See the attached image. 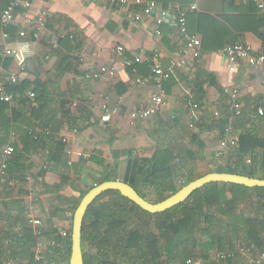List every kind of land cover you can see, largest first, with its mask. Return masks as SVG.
Returning <instances> with one entry per match:
<instances>
[{
    "label": "crops",
    "instance_id": "obj_1",
    "mask_svg": "<svg viewBox=\"0 0 264 264\" xmlns=\"http://www.w3.org/2000/svg\"><path fill=\"white\" fill-rule=\"evenodd\" d=\"M13 1L16 0H0V34L1 14ZM146 1L156 2L159 10H169L172 19L160 27L156 23L157 13L136 21L133 15L142 10L133 0L129 7L112 5L107 0H33L29 12L32 23L24 22L19 16L15 24L6 29L9 37L0 36V68L6 74L18 75L21 83L30 85V90L38 87V92L44 96L46 112L44 117L35 120L32 110L39 107L35 100L21 102L23 100L16 99L11 104L18 119L12 125L9 145L23 157L27 171L8 174L3 183L0 243L7 244L3 237L7 230L20 231L21 225H15L12 218L18 216L23 207L26 208L25 224L27 218L39 219L45 231L48 221H52L60 233L64 235L71 231L72 235L76 211L73 208L81 203L82 192L99 185L96 183L107 172L114 173L116 181L126 182L135 171L147 167L160 137L156 132L161 127L159 121L170 122L171 115L180 118V126L189 127L192 132H198V125L210 128L201 134L209 146L200 159L183 155V170L194 168L196 174V164L199 166L201 160L212 158L222 140V131L214 124L215 114L230 117L224 138L234 134L238 121L233 116L228 96L212 85L205 74H214L223 90L239 89L247 116L254 114L255 107L262 104L264 68L243 64L236 73H231L224 54L227 45L243 42L254 48L255 55H264L263 41L258 35L264 33V24L258 26L260 20L264 22V14L254 4L249 0ZM193 6L197 8L195 11L191 9ZM179 11L187 12L189 31L203 41L202 57L182 69L173 65L180 59L184 47L183 36L174 22ZM200 14L228 20L221 27L205 23L204 31L211 37L212 45H205L199 32ZM39 16H44L45 28L36 37L39 26L36 18ZM21 32L26 36L21 37ZM53 40L59 42L57 49L52 47ZM121 46L125 48V58L140 57L143 62L130 69H119L118 76L110 81L86 78L88 72L114 64L119 59L116 50ZM6 50L17 55L4 57ZM155 64L169 74L163 83L165 106L160 115L131 124L129 113L147 107L158 93L153 76ZM139 79L145 80L144 83H138ZM197 84L202 86L205 98L194 109L188 96L193 95ZM103 104L120 110L110 124L101 122ZM179 130L173 128L167 145L179 136ZM51 134L56 136L55 141ZM32 136L40 138L37 143L32 144ZM189 140L190 135L182 143L187 145ZM56 142L65 148L67 167L64 162L62 165L49 162L51 152L44 146L55 147ZM3 149L0 147V167ZM225 153L215 164L208 166L206 173L197 175V179L211 173H227L231 167L228 151ZM249 160L247 165L251 164ZM62 174L71 177L69 182L59 191L52 190L61 186ZM182 183L179 182L180 186ZM232 197L228 191V200ZM15 201L21 207L12 205ZM261 205L254 193L250 200L238 203L235 210H230V203L225 204V210L230 211L216 215L212 224L202 216L200 225L192 231L191 238L198 241L192 252H188L190 256L183 253L179 256L175 252V256L164 255L159 264H253L261 251L254 245H247L243 222L249 217L261 218L264 214ZM32 228L38 234V228ZM216 237L221 242H215ZM53 244L55 240L44 238L37 246L36 256L39 258ZM243 248L250 251L242 252ZM69 262L70 259L62 260V264Z\"/></svg>",
    "mask_w": 264,
    "mask_h": 264
},
{
    "label": "trees",
    "instance_id": "obj_2",
    "mask_svg": "<svg viewBox=\"0 0 264 264\" xmlns=\"http://www.w3.org/2000/svg\"><path fill=\"white\" fill-rule=\"evenodd\" d=\"M194 1L191 0V3ZM226 21L228 20L224 18L200 14L199 32L203 35L205 45L213 43L211 37L204 31L205 23L211 22L214 26L221 27L222 23ZM263 24L264 22L260 20L258 26ZM258 35L264 45V33H258ZM205 75L212 85L226 95L225 90L219 88L214 74L207 73ZM38 90V87L30 90V85L25 82L7 86V91L15 95L14 100L21 99L23 100L21 102L31 100L26 97L29 91L35 93V101L39 105L38 108L32 110V117L35 120L44 117L46 113L44 96ZM204 95L202 86L197 84L195 92L188 96V100L199 105L204 100ZM261 105L258 104L254 114L250 116L245 113L235 116L233 113V116L239 121L235 125L234 132L238 138V145L228 151L231 168L226 171L227 173L264 179V115L261 116L257 113ZM17 119L16 109L9 103L0 102V147L9 145L12 125ZM169 120L170 122H165L162 119L159 121L161 127L157 128L156 132L160 137L156 140V149L148 160L147 167L135 171L125 182L143 198L154 203L166 200L182 187L197 179L194 168L185 170L186 172L183 170L181 165L183 155L186 154L191 159H200V155L209 146L201 138V134L210 128L198 125V132H192L189 127L180 126L181 120L175 114L171 115ZM229 123V116H220L214 121L217 128L222 131V140ZM174 127L180 129L179 136L171 139L167 145L166 141L173 134ZM188 135H190V140L185 145L182 142ZM39 139V137L32 136L30 140H32V144H35ZM51 139L55 141L56 136L51 134ZM44 147L49 148L51 152L49 162L58 165H62L64 162L66 163L65 167L68 166L67 160L64 158L65 148L62 144L56 142L55 147L48 144ZM248 159L251 160L250 165L246 164ZM101 163L103 164V161ZM25 171H27V167L23 162V157L18 154L15 148V154L8 163L7 173L18 175ZM113 174L111 172L103 174L101 181L96 185L106 181H116L115 175L113 178L110 177ZM70 178L68 175L62 174L61 186L52 188V190L59 191L69 182ZM179 182H183L181 186ZM94 186L83 191L82 197ZM144 190L147 191L144 192ZM228 191L233 195L231 200L227 198ZM153 193L157 196L156 200L149 198V194ZM254 193L264 209V188L252 189L240 185L211 183L194 192L181 205L163 213L150 214L123 197L119 192H106L90 206L85 217L83 243H88L91 247L89 253H84L85 264H159L164 255L175 256V252L178 255L183 253L185 256H190L188 252H192L198 241L191 238L192 231L195 232L197 226L200 225L202 216L209 224H212L216 215L237 209L238 203L250 200ZM228 203L231 204V207L226 211L224 205ZM12 205L21 207L20 203L16 201ZM77 207L73 208L74 211ZM25 212L26 208L23 207L18 216L12 218L15 225L16 223L21 225L20 231L7 230L4 233L3 237L7 244L0 243V264H62L64 259L69 261L72 247L71 231L64 236L54 227L52 221H48L46 224L48 229L44 231L42 223L38 227L37 234L29 224V218L26 219V224L24 223ZM58 212L62 211L58 210ZM243 226L246 229L247 245H254L259 251H264V214L261 218L244 219ZM201 232L203 233L204 229ZM44 238L55 240V244L50 245L38 258L36 249ZM214 239L215 242H221L218 237ZM161 241L163 243L160 244Z\"/></svg>",
    "mask_w": 264,
    "mask_h": 264
},
{
    "label": "built area",
    "instance_id": "obj_3",
    "mask_svg": "<svg viewBox=\"0 0 264 264\" xmlns=\"http://www.w3.org/2000/svg\"><path fill=\"white\" fill-rule=\"evenodd\" d=\"M112 5H119L122 7H129L131 5L130 0H107ZM250 3H253L257 6L258 10L264 14V0H249ZM133 3L141 7V13L134 14L133 18L136 21H140L143 16L152 17L156 15V23L160 27L168 20L172 19L173 15L169 10H159L158 4L154 1L146 0H133ZM33 0H16L13 1L1 14V23H2V32L0 36L4 39L9 37V34L6 32V29L11 27L17 21V18L21 16L23 21L30 24L32 19L29 16V12L32 8ZM195 11L197 8L193 6L191 8ZM174 22L177 25L179 33L183 36L184 47L181 52L180 59L175 62L173 65L176 68L182 69L187 67L191 62L199 59L203 55L202 49V40L197 34H193L189 31L188 26V14L185 11H179L178 17L175 18ZM36 23L39 25L37 32L35 34L38 37V34L45 28L44 16H39L36 18ZM157 34L160 35V31L157 30ZM21 37H25L26 33L21 32ZM53 49L59 47L58 40H53L52 42ZM119 59L111 65H105L100 67L95 71H90L86 74V78L93 81H110L115 79L118 76L119 69H129L135 64H140L143 60L140 57H136L133 60L125 58V48L118 47L116 50ZM224 54L227 60V66L231 73H236L243 64H248L257 68H264V55H255L254 48L247 43L237 42L229 44L224 49ZM17 55L16 52L11 50H6L4 57H11ZM153 76L155 84L158 88V93L155 94L151 100L150 104L138 110L131 111L129 113V121L131 124H135L138 121L149 120L153 117L160 115L165 106V89L163 88V83L168 79L169 74H167L158 64L153 66ZM145 80L139 79L138 83L143 84ZM21 82V79L18 75L15 74H6L0 68V102L12 104L15 99L13 93L7 91L8 85H17ZM225 94L228 96L231 109L235 116H241L244 113L243 105L240 100V91L237 88H226ZM28 97L32 100H35V93L29 92ZM190 106L194 109L198 108V104L190 102ZM257 113L259 115H264V96L262 99V105L259 107ZM120 114L119 108H111L108 104H103L101 106V122L103 124H110L113 119ZM216 117H220L219 113L215 114ZM238 145V138L234 134H229L226 138L220 141L217 157H222L225 152L236 148ZM15 154V148L12 145H7L4 147L1 155V167H0V198L3 191V183L6 180L8 175V163L13 158ZM251 161L249 160L248 163ZM29 224L35 228H38L42 225L41 220L30 217ZM67 234L64 233V236ZM249 248H243L242 252H249ZM226 258L225 256H221ZM253 264H264V251H261L257 257L254 259Z\"/></svg>",
    "mask_w": 264,
    "mask_h": 264
},
{
    "label": "water",
    "instance_id": "obj_4",
    "mask_svg": "<svg viewBox=\"0 0 264 264\" xmlns=\"http://www.w3.org/2000/svg\"><path fill=\"white\" fill-rule=\"evenodd\" d=\"M211 183H225L247 188H264V179H257L233 173H211L184 186L176 194L160 203H151L143 198L132 186L121 181H106L91 189L75 211L72 227V247L69 264H85L83 251V225L90 206L104 193L117 191L136 204L143 211L159 214L186 202L197 190Z\"/></svg>",
    "mask_w": 264,
    "mask_h": 264
},
{
    "label": "rangeland",
    "instance_id": "obj_5",
    "mask_svg": "<svg viewBox=\"0 0 264 264\" xmlns=\"http://www.w3.org/2000/svg\"><path fill=\"white\" fill-rule=\"evenodd\" d=\"M217 150L218 149L216 148L212 158L207 159V160H201L202 162H201V164L199 166L196 164V167H195L196 175H202L203 173H206L208 171V166L210 164H215L218 160L221 159V157H217V155H216L217 154ZM226 153H225V155H226ZM211 170L212 169H210V171ZM120 175L123 177V173L120 174ZM110 177L113 178L114 174L111 175ZM149 198L152 199V200H154V199L156 200L157 196L153 193V194H149ZM90 250H91L90 245L88 243H83V251H84V253H89ZM96 259H97V257H96Z\"/></svg>",
    "mask_w": 264,
    "mask_h": 264
}]
</instances>
